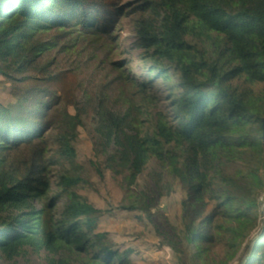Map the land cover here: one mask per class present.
Returning a JSON list of instances; mask_svg holds the SVG:
<instances>
[{
    "label": "trees",
    "instance_id": "16d2710c",
    "mask_svg": "<svg viewBox=\"0 0 264 264\" xmlns=\"http://www.w3.org/2000/svg\"><path fill=\"white\" fill-rule=\"evenodd\" d=\"M122 2L0 0V74L35 91L0 111L4 252L66 249L82 264H140L136 250L116 245L101 230L100 209L82 193L91 177L78 162L81 135L65 120L64 103H73L80 117L96 116L101 140L93 165L101 159L116 176L126 170L130 184L146 156H153L187 189L186 215L179 223L170 218L176 264H186L183 247H191V264H200L222 235L230 234L234 246L243 244L258 225L264 0H142L132 8L140 15L137 46L157 54L153 71L168 84L166 63L183 72L180 87L170 86L171 109L159 114L147 135L140 132L137 102L156 100L150 83L121 68L125 60H109ZM86 59L96 69L106 65L104 81L89 86L80 79ZM235 79L247 86L232 85ZM54 179L58 190L50 192ZM61 199L64 210L56 217ZM140 208L150 209L144 201ZM257 250L264 253V236L246 264H264Z\"/></svg>",
    "mask_w": 264,
    "mask_h": 264
},
{
    "label": "rangeland",
    "instance_id": "374dc122",
    "mask_svg": "<svg viewBox=\"0 0 264 264\" xmlns=\"http://www.w3.org/2000/svg\"><path fill=\"white\" fill-rule=\"evenodd\" d=\"M141 2L142 0H123V15L119 20V29L109 60H125L121 68H126L127 72L132 73L140 81L150 83V92L156 100L153 98L148 103L137 102L140 111L138 116L140 132L147 135L159 114L171 109L173 99L170 93L174 89H170V86L180 87L183 82V72L177 64L166 63L171 74V81L168 84L158 76L157 69L153 71V68L158 65L155 49L137 46L139 36L136 22L140 15L132 8ZM190 40L197 43L193 38ZM86 61L87 59L82 64L80 79L89 86L94 82L104 81L106 65L103 64L100 69H96L93 64ZM61 67L66 68V65L63 64ZM31 75L34 74L28 73L26 76ZM22 77L23 75L17 76V79ZM26 84L22 81L14 83L8 76L0 74V111L12 110L19 105L20 97L29 96L35 92L32 89L23 88L27 86ZM231 84L240 88L247 86L239 79L232 80ZM254 88L258 92L262 86ZM62 110L65 120L81 135L77 143L80 151L78 162L84 164L87 175L91 177V182L86 184L82 193L90 203L100 209L101 230L107 232L108 238L116 245L136 250L134 258L140 264H176L177 253L173 250L176 249L177 238L172 222L176 218L179 223L186 215L183 203L187 198V189L173 178L168 168L159 159L153 156H146L134 172L130 184L126 182V170L116 176L101 166V159L97 160V165H93L92 159L99 155L101 140L97 131L96 116L91 114L80 117L73 103H64ZM73 168V165L68 163L66 170L70 171ZM261 173L257 180L262 181L263 186L256 195L260 208L258 225L254 233L245 239L243 244L235 246L230 241V234L222 235L213 243L208 255L203 257L200 264H226L227 261H230L229 264H246V261L251 258L258 240L264 236V168ZM57 190V179L56 181L54 179L50 192ZM142 201L148 205L149 211L140 208ZM64 206V199L56 202L54 206L56 217L60 216ZM133 207H137L138 212L132 209ZM7 215L8 213L4 211L0 212V226L3 227V221ZM183 248L187 253L183 259L186 264H191L194 260L191 247ZM261 251H256L260 258L264 254ZM0 264L82 263L76 255L66 249L54 253L46 249L36 250L30 246H23L16 252H4L0 248Z\"/></svg>",
    "mask_w": 264,
    "mask_h": 264
},
{
    "label": "water",
    "instance_id": "95a60500",
    "mask_svg": "<svg viewBox=\"0 0 264 264\" xmlns=\"http://www.w3.org/2000/svg\"><path fill=\"white\" fill-rule=\"evenodd\" d=\"M263 123H264V119H263Z\"/></svg>",
    "mask_w": 264,
    "mask_h": 264
}]
</instances>
